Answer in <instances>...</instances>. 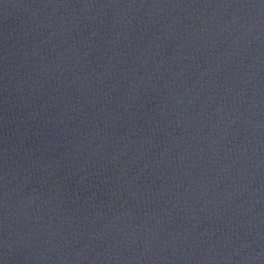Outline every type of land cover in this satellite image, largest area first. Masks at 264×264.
I'll return each instance as SVG.
<instances>
[{"label":"water","instance_id":"obj_1","mask_svg":"<svg viewBox=\"0 0 264 264\" xmlns=\"http://www.w3.org/2000/svg\"><path fill=\"white\" fill-rule=\"evenodd\" d=\"M16 0H0V12Z\"/></svg>","mask_w":264,"mask_h":264}]
</instances>
